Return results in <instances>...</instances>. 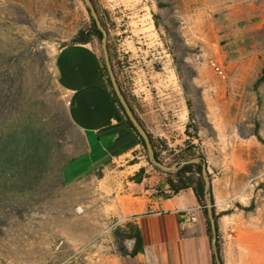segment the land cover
I'll return each instance as SVG.
<instances>
[{
	"label": "rangeland",
	"instance_id": "obj_1",
	"mask_svg": "<svg viewBox=\"0 0 264 264\" xmlns=\"http://www.w3.org/2000/svg\"><path fill=\"white\" fill-rule=\"evenodd\" d=\"M91 2L107 32L116 81L151 136L157 161L168 167L177 166L188 155L181 154L188 147L184 133L188 122L186 102L191 103L193 111L202 105L195 77L200 70L202 81L211 86L240 83L227 80V68L239 56V29L255 23L247 4L256 0ZM90 27L91 16L83 0H0V72L9 71L12 80L9 104L2 105L0 112V140L31 129L46 133L55 142L52 169L37 187L16 193L8 189L10 184L0 190V264H107L103 261L109 247L119 254L113 231L121 225L99 212L101 197L96 205H73V200L84 194L80 185L92 179L86 176L72 181L91 170L87 167L97 161L81 158L78 175L76 171L67 172L69 165L64 168L63 177L60 173L62 165L77 159L87 147L71 120L68 95L55 73L59 75V65L67 58L73 68L76 61L82 63L77 81L82 76L88 78L96 67L80 50L68 51L55 62L54 59L60 48L73 44L76 36ZM88 46L104 65L100 39L92 36ZM211 61L222 69L223 77L213 71ZM263 68L264 63L249 71L253 77L260 76ZM4 76L0 78V95L6 84ZM252 79L249 84L256 91L258 109L251 116L257 118L264 116V111L260 113L264 109V79L257 86ZM245 92L239 90L236 97L243 101ZM193 145L196 154L201 155L195 140ZM139 146L120 168L127 169L128 175L119 180V169L108 175L104 182L110 189L118 180L131 181L138 162L144 164L147 175L156 176L158 188L166 184L167 173H174L156 170L146 148ZM95 174L98 179L103 176L99 171ZM247 181L254 191L251 202H233L228 211L216 215V227L219 219L232 218L229 228H217L221 264H264V175H259L258 166L252 168ZM166 191L169 193L168 187L159 189L157 194ZM113 196L112 192L111 199Z\"/></svg>",
	"mask_w": 264,
	"mask_h": 264
},
{
	"label": "crops",
	"instance_id": "obj_2",
	"mask_svg": "<svg viewBox=\"0 0 264 264\" xmlns=\"http://www.w3.org/2000/svg\"><path fill=\"white\" fill-rule=\"evenodd\" d=\"M256 2L247 4V8H251L248 12L255 16V23H248L239 29V56L227 68V80L240 83L233 86H211L202 81L200 70L195 77L199 82L204 111L203 124L195 141L207 163L215 215L228 211L233 202H251L254 191L250 189L247 178L253 167L258 166L259 175H264V116H251V112L254 113L258 108L256 91L249 84L251 78L255 83L259 77H253L250 68L262 67L264 63V55L261 56L264 51V0ZM71 50L83 52L89 63L96 67L93 74L88 78L82 76L79 81L76 78H80V61H76L73 68L67 58L59 65V75L54 71L60 86L68 95L71 120L81 131L87 147L82 155L69 164L67 172L76 171L78 175L80 165L77 163L81 158H89L90 162L92 159L97 161L96 165L87 167L91 170L83 172L72 181L74 183L86 176H91L92 179L90 183L80 185L84 194L78 195L73 200V205H96L98 197H101L102 207L99 212L104 218L119 222L121 227L126 224L134 225L142 244L141 250L133 257L119 255L109 247L110 251L103 262L216 264L212 233L209 236L206 218L201 209L195 210L196 220L193 222L188 221L182 214L186 209L199 207L191 189L180 191L167 199L158 197L157 191L166 190L167 185L158 188L156 176L147 175L146 170V175L139 183L119 181L125 174H129L127 169L120 168L139 150V143L134 133L126 127L122 112L112 102L106 80L99 72L98 58L88 44H71L60 48L54 62ZM239 90L246 91L243 101L236 97ZM234 94L236 95L233 97ZM245 111L250 114L245 115ZM262 111L264 109L261 108L260 113ZM255 131L263 143L258 140ZM136 166L134 172L143 168L144 164L138 162ZM115 169H119V180L110 189L104 181L109 179L110 173L115 174ZM98 171L103 175L100 179L95 176ZM112 192L114 196L111 199ZM261 196L263 202L262 192ZM262 206L264 207V203H261ZM223 216L225 215L221 217ZM230 221L232 218L219 219L218 231L229 228ZM245 221L243 217L242 222ZM124 245L130 251L134 243L126 241Z\"/></svg>",
	"mask_w": 264,
	"mask_h": 264
},
{
	"label": "trees",
	"instance_id": "obj_3",
	"mask_svg": "<svg viewBox=\"0 0 264 264\" xmlns=\"http://www.w3.org/2000/svg\"><path fill=\"white\" fill-rule=\"evenodd\" d=\"M92 36H95L98 39L101 38V33L98 31L93 19L91 18L90 29L86 32H80L76 36L75 40H73V44H88ZM98 64L99 72L105 78L107 86L109 88V93L111 95L112 102L115 103L119 110L122 112L125 118L126 127L134 133L139 145L145 148L143 139L139 136V134L132 126L131 122L124 114V111L112 90L105 66L100 64L99 61ZM3 75H5L4 77L6 79L4 80L6 84H3V94L0 95V112H2V105L7 106L9 104V92L12 91L10 87V83H12V80L10 79L11 73L9 71H1L0 78ZM263 79L264 68L261 70V75L256 80L255 86H257V84ZM0 86H2V84ZM7 86H9L10 89H8ZM122 94L124 95L123 92ZM124 97L127 100L125 95ZM186 105L188 110V122L185 125L184 133L187 136L186 144L188 145V147L186 149H183L181 151V154L183 156V153H188V155L186 157H182L181 160L177 163V167H179V169L176 172H174L173 174L167 173L169 177L166 179V184L169 193L157 194V196L167 199L177 195L180 191L191 189L195 196L198 206L200 207L204 217L206 218L207 232L210 236L211 228L209 221L206 217L204 182L201 175V164L205 160V158L198 153L196 154V145H193V141L197 140L198 138V130L203 124L204 111L203 106L201 104L196 106L195 111H193L192 105L189 101L186 102ZM131 110L133 111L132 108ZM197 115H199V118H197ZM135 117L139 121L136 115ZM139 123L141 124L140 121ZM147 135L149 137L152 148H154L151 136L148 133ZM256 136L258 140L263 143V141L258 137V135ZM54 148L55 142L53 137L49 138L46 133H34L31 129H29L28 131L25 130L24 133L20 135L8 134L7 136H3V138L0 140V190H3L4 186L6 187L10 184L12 186H9L8 189H12V191L16 193H20L24 189H33L34 187H37L41 183V181L45 179V175L48 173V171L52 169L51 162L53 158ZM154 157L157 160V156L155 154ZM195 157H200V163L186 164L181 166L182 162L188 161ZM72 162H74V160H71L61 166L60 173L62 177L64 174V168ZM144 174L145 169L140 168L130 180L134 183H139L143 179ZM214 217L216 219L215 214ZM113 238L117 246V252L120 255H129L130 257H133L142 248L140 235L136 227L132 224H126L123 227H118L114 229ZM126 241H132L134 243V246L130 251H127L124 245ZM215 247L218 252L217 243L215 244Z\"/></svg>",
	"mask_w": 264,
	"mask_h": 264
},
{
	"label": "water",
	"instance_id": "obj_4",
	"mask_svg": "<svg viewBox=\"0 0 264 264\" xmlns=\"http://www.w3.org/2000/svg\"><path fill=\"white\" fill-rule=\"evenodd\" d=\"M83 3L85 4L86 8L88 9L90 16L95 23L96 28L101 33L100 48H101L103 63H104V66H105V69H106L112 90H113L120 106L122 107L124 114L126 115L128 120L131 122L132 126L134 127L136 132L139 134V136L143 139L145 148L147 150L149 162L153 166H155L157 169H159L160 171L176 172L179 169V167H177V166L168 167V166H165V165L159 163L155 159L153 148L151 146L149 137H148L145 129L142 127V125L136 119V117H135L133 111L131 110L127 100L125 99L124 95L122 94L120 87L116 81L115 75L112 71V66H111L108 48H107V32L103 28L101 21L98 17V14H97L91 0H83ZM200 161H201L200 157H195V158H192L188 161L182 162L181 166L186 165V164H198V163H200ZM201 175H202L203 182H204V191H205L204 200H205V208H206V217L209 221L210 228H211L212 243L214 244L213 247H214L215 261H216V264H221L219 255H218L216 247H215V243H216L215 221H216V219L214 217L215 213H213L214 212V205H213L212 194H211V180H210V176L208 174L207 163L205 160L201 164Z\"/></svg>",
	"mask_w": 264,
	"mask_h": 264
},
{
	"label": "built area",
	"instance_id": "obj_5",
	"mask_svg": "<svg viewBox=\"0 0 264 264\" xmlns=\"http://www.w3.org/2000/svg\"><path fill=\"white\" fill-rule=\"evenodd\" d=\"M210 66L217 75H219L220 77L224 76L222 69L217 65L216 62L211 61ZM165 193H168V191H166ZM199 209L200 207H197L196 209H186L182 212V214L186 217L188 221L193 222L196 220L195 210Z\"/></svg>",
	"mask_w": 264,
	"mask_h": 264
}]
</instances>
